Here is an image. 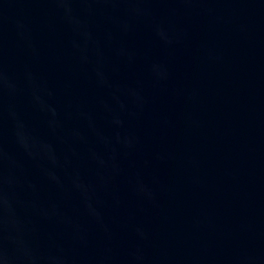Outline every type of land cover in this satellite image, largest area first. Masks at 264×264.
I'll return each mask as SVG.
<instances>
[{"label": "water", "instance_id": "obj_1", "mask_svg": "<svg viewBox=\"0 0 264 264\" xmlns=\"http://www.w3.org/2000/svg\"><path fill=\"white\" fill-rule=\"evenodd\" d=\"M0 264H264V0H0Z\"/></svg>", "mask_w": 264, "mask_h": 264}]
</instances>
